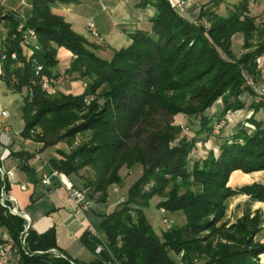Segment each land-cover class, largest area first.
Instances as JSON below:
<instances>
[{
	"label": "trees",
	"instance_id": "1",
	"mask_svg": "<svg viewBox=\"0 0 264 264\" xmlns=\"http://www.w3.org/2000/svg\"><path fill=\"white\" fill-rule=\"evenodd\" d=\"M54 1L35 0L23 24L37 34L32 59L51 75L58 64L57 50L66 49L72 59L64 74L81 81L84 91L80 96L44 93L32 61L22 56L21 34L15 31L18 24L8 18L16 38L7 43L8 58L0 78L15 93L27 90L20 108L24 124L20 135L43 148L65 143L70 151L62 153L63 160L53 163V168L66 176L78 175L88 197L96 202H106L110 186H124L122 170H141L125 199L95 227L100 239L88 231L82 235V245L94 255L88 264H176L170 252L181 255V264L199 260H204L202 264H260L264 245L256 240L258 212L244 214L229 226L217 228L216 224L234 196L264 203L262 185L235 190L227 185L235 171H264L262 123L251 117L247 123L254 127L252 134L241 128L223 141L217 156L209 151L204 159L190 158L198 143L213 136L214 121L244 109L243 94L255 96L246 80L257 86L261 81L256 60L264 55V27L250 15L249 0H240L223 16L215 8L224 0H212L213 9H200L196 24L183 18L169 0H141L139 8L150 6L155 11L150 29L128 33L130 45L113 51L109 61L99 58L94 46L52 14ZM237 34L245 51L239 56L232 47ZM12 52L17 60L10 59ZM217 101L222 110L211 118L206 112ZM251 109L264 110V101ZM177 115L187 119L185 127L175 123ZM183 129L192 137L182 136ZM78 135L86 141L73 147ZM28 156H19L22 163ZM85 169L91 171L89 176L80 174ZM154 197L160 199L157 209L183 216L185 224L156 235L145 216ZM0 224L16 239L24 221L0 216ZM208 230L219 239L214 245L199 238L200 232ZM26 246L28 254H22L19 264H79L62 256L54 229L39 235L29 230ZM98 246L102 250L96 254Z\"/></svg>",
	"mask_w": 264,
	"mask_h": 264
},
{
	"label": "crops",
	"instance_id": "2",
	"mask_svg": "<svg viewBox=\"0 0 264 264\" xmlns=\"http://www.w3.org/2000/svg\"><path fill=\"white\" fill-rule=\"evenodd\" d=\"M34 1L0 0V9L6 14L7 18L5 21L9 23V18L17 24L26 23L31 16ZM169 1L173 5L178 0ZM186 1L185 3H188L189 6L191 4L196 5L197 9L195 10L200 13L198 9L202 5L200 0ZM140 2L141 0H71L69 2L56 0L50 4V10L52 14L62 17L74 32L82 36L90 45L94 46L96 48L94 52L99 58L109 61L113 56V51L124 49L130 45L131 42L127 37L128 33L150 29V21L155 11L150 6H146L143 9L139 8L138 4ZM88 21H92L94 24L99 37L98 40L92 37L87 31L86 23ZM69 56L72 57L71 53L66 49L59 48L57 50L56 58L58 64L52 70L53 75H65L64 71L66 68L62 67V63L67 62ZM258 62L259 68L262 69L264 55L259 58ZM69 79V82L58 86L57 92L72 95V87L77 82L81 84V91H84V84L81 81L74 82L70 77ZM74 89H77V87ZM17 95L20 94L13 92L0 78V111L6 110L11 113V107L16 106L17 101L15 98ZM263 98L257 95L243 94L241 99L245 103L244 109L236 112H228L225 115V119L227 120L226 126L222 128L223 130H221L219 135L210 136L204 143H198L190 154V158H194L195 160L204 159L209 151H212L217 156L223 141L240 130L242 124L247 123V120L251 117L261 122L262 128H264V110L254 111L251 109L252 104L264 101ZM20 108L21 105L18 110L21 118ZM221 110L222 104L219 102L214 104L206 114L211 118H215ZM10 116L12 117L11 114ZM21 123L23 129L24 124L23 122ZM179 124L184 125L185 123L183 121ZM11 129L18 143H24L29 147L31 146V148L37 149L42 157V160H38L28 156L29 158L23 162L25 166L22 168L21 165L23 163L19 156L25 153L20 145L14 144L13 147L15 145L17 146L16 148L12 147L13 155L11 158L14 161L11 162L9 158L3 164L5 170L12 172L13 185L10 187L9 193L14 200L15 206L28 217L29 230L39 235L50 229H54L56 245L62 255L79 264L92 262L94 255L82 245L80 239L86 232L88 226L96 227L102 221L103 217L112 213L116 204L121 201L120 195H113L111 192V188H115L116 190L118 186L112 185L108 188L106 202L100 203L92 200L90 209L82 215L76 216L74 214V202L68 197L56 193L55 189L58 186V182L55 178L50 177L52 170H55L53 163H58L63 160L62 153L69 152L67 145L58 143L53 147L43 148L41 144L22 138L20 135L22 129L18 133L15 132L13 121H11ZM208 143L210 147L207 145ZM44 178H50L49 186L41 183V180ZM67 178L75 188L85 190L87 193L78 175L71 174ZM253 184L264 186V172L244 174L240 171H235L230 175L227 185L235 190ZM20 185H24L26 190L22 191L19 187ZM154 199L150 203L156 208L160 199L153 201ZM255 212H258L260 217V230L256 236V240L264 245L263 202L251 201L245 195L234 196L226 202L225 220L228 224H232L244 214L253 215ZM156 214L158 215L145 216L159 237L166 230L164 228L165 225H162L163 218H169L178 222V224L184 223V218L181 215L160 214L157 208ZM156 219L160 221L155 222ZM3 235H7L4 228ZM177 259L178 262L175 261L176 264H181L180 257H177ZM259 263L264 264V252L259 256ZM10 264H19V262L12 261Z\"/></svg>",
	"mask_w": 264,
	"mask_h": 264
},
{
	"label": "built area",
	"instance_id": "3",
	"mask_svg": "<svg viewBox=\"0 0 264 264\" xmlns=\"http://www.w3.org/2000/svg\"><path fill=\"white\" fill-rule=\"evenodd\" d=\"M175 10L183 12L180 2L173 3ZM180 14V13H179ZM6 14L0 9V75L2 73V63L8 58L6 51L7 43L10 39H15V31L21 34V40H19V47L21 48L22 56L28 61H32V69L34 71L35 78L38 79V83L47 95H53L58 86L63 85L65 82H68L70 79L66 75H49L44 72V68L37 61L32 59L34 46L37 44V34L31 28H26L23 24H18L15 31L11 34L8 23L5 21ZM191 23L196 24V21ZM87 31L95 39H99L98 34L95 30L94 24L92 21L86 23ZM11 60H17V54L15 52L10 53ZM14 81V78H11ZM247 86H249L255 95L259 97H264V92L258 90V86L251 80H246ZM226 119L216 120L213 123L212 133L213 135H218L221 129L225 126ZM244 129L253 128V126L244 123ZM254 130V128H253ZM14 144L21 146L24 153H27L31 157L42 160L40 152L37 149L30 148L24 143H18L13 136L11 129V116L10 113L6 110L0 111V216H15L20 217L23 221V229L20 232L19 236L14 239L8 235H3V228L0 224V264H10L12 261L19 262L22 254H28V249L26 246V237L29 232V219L22 213L14 204V200L11 197L9 190L13 185L12 181V172L5 170L3 164L6 160L12 157L13 151L12 147ZM50 177L55 178L58 182V186L55 191L59 195H64L71 199L74 202V214L80 216L83 213L87 212L90 209L91 201L90 198L82 190L77 189L70 182L66 175L60 173L56 170H52ZM50 178H44L41 180L43 185H50ZM22 191L26 190L24 185L19 186ZM161 214H164V211L160 210ZM166 223V220H163ZM92 236L100 239L95 227L88 226L87 230ZM102 250L101 246H98L95 249V253L98 254ZM53 254H57L55 250L50 251ZM64 256V255H62Z\"/></svg>",
	"mask_w": 264,
	"mask_h": 264
},
{
	"label": "rangeland",
	"instance_id": "4",
	"mask_svg": "<svg viewBox=\"0 0 264 264\" xmlns=\"http://www.w3.org/2000/svg\"><path fill=\"white\" fill-rule=\"evenodd\" d=\"M201 2L200 3H202V5H201V9H210V10H212L213 9V4H212V0H200ZM178 2H180L181 3V8L183 9V12H180L179 11V13H180V15L183 17V18H185L186 20H188L189 22H192V21H199V19H198V15H199V12L197 11L196 12V10L195 9H197V6L196 5H193V4H191L190 6H189V4L188 3H185V2H187L186 0H178ZM238 2H240V0H224V2L222 3V4H220L219 5V7L218 8H215V12L217 13V14H219V15H226L227 14V12H228V10L229 9H231L232 7H233V5H235V4H237ZM185 3V4H184ZM248 5H249V10H250V15L252 16V17H255V19H256V24L258 25V26H260V27H264V0H257V1H254V0H249V3H248ZM200 8H198L199 9V11H200ZM177 11V10H176ZM178 12V11H177ZM8 25V24H7ZM9 26V25H8ZM15 27H17V26H15ZM233 45H232V47H233V52H234V54L236 55V56H239L240 54H242V53H244L245 51H243V50H241V42H242V36L241 35H239V34H237V35H235L234 37H233ZM241 45V46H240ZM249 52L250 51H252V50H248ZM72 55V54H71ZM261 57H263V56H261ZM261 57H259V58H261ZM259 58L256 60V62H257V64L259 63L258 62V60H259ZM72 59V57L71 56H69L68 57V60H67V62H63L62 63V67L63 68H68L69 67V64H70V60ZM259 67V66H258ZM259 70H260V72H261V75H262V77H261V81H260V83L258 84V90L260 91V92H264V64H263V67H262V69H260L259 68ZM70 81V80H69ZM68 81V82H69ZM74 82H77V81H74ZM66 83V82H65ZM64 83V84H65ZM255 83V82H254ZM256 84V83H255ZM77 87V89H74V88H76ZM58 89V88H57ZM26 89L25 88H23V90H22V97L26 94ZM57 92V91H56ZM72 95H74V96H80L81 94H83V91H81V84L79 83V82H77V84L76 85H73V87H72ZM20 95H17L16 96V106L15 107H11V115H12V117H11V121H13V128H14V130H15V132H17L18 133V131L20 130V129H22V121H21V118H20V114H19V106L21 105L22 106V98ZM264 99V98H263ZM221 103V101H217L216 103ZM215 103V104H216ZM175 123L176 124H179V123H182L183 121H184V125H186L187 124V120H186V118L185 117H183V116H180V115H177L175 118ZM181 119H183V120H181ZM186 120V121H185ZM181 121V122H180ZM227 121V120H226ZM78 123H80V121L78 122ZM248 125H251L250 123H247ZM183 125V126H184ZM225 126H226V122H225ZM252 126V125H251ZM185 127V126H184ZM242 128H244V126H242ZM254 128V127H253ZM253 128H246L245 130L248 132V134H252L253 133ZM221 130H223V129H221ZM221 132V131H220ZM183 135H185L187 138H191L192 137V134L190 133V131H187L186 129H183V132H182V136ZM219 135V134H218ZM84 141H86V139L85 138H83L82 136H77L76 138H75V141H74V144H73V147H77V146H79L82 142H84ZM65 144V143H64ZM66 145V144H65ZM209 147H210V145H209V143L207 144ZM15 148L17 147L16 145L14 146ZM13 147V148H14ZM204 147V146H203ZM30 148H31V146H30ZM69 148V147H68ZM69 151H70V148H69ZM10 161L11 162H13L14 161V159L13 158H10ZM241 172V171H240ZM260 172H264V171H260ZM80 174H82V175H84V176H89L90 174H91V171L90 170H88V169H85V170H83V171H81L80 172ZM121 176L125 179V182H124V186L123 187H116V190H115V188H111V192H112V194L113 195H120L121 196V201L122 200H124L125 199V196H126V194H127V190H128V188H129V186H130V184L133 182V181H135L138 177H139V175H140V170L139 169H136L135 171H131V172H129V171H126V170H122L121 171ZM84 193H86L85 192V190H82ZM87 194V193H86ZM87 196H88V194H87ZM155 198V199H154ZM153 199V201H156V199L158 200L159 198L158 197H154ZM91 202H92V200H90ZM151 202V201H150ZM159 210V213L161 214V212H160V210L161 209H158ZM163 210V209H162ZM164 211V210H163ZM164 213H166L165 211H164ZM145 215H158V214H156V208L150 203V206H149V208L148 209H146L145 210ZM170 215V214H169ZM183 217V216H182ZM184 218V217H183ZM163 220H164V218L162 219V225H165L164 226V228L166 229V230H169L170 229V227L171 226H173V225H177V226H183L184 224H185V219H184V223L183 224H178V222H175L174 220H171V219H169V218H165V220H166V223H164L163 222ZM209 221H211L212 220V217H209V219H208ZM158 221H160L159 219H156L155 220V222H158ZM222 224H225V225H227V226H229L230 224H228L227 222H226V220H225V215H224V217H223V219L221 220V221H219L217 224H216V227L217 228H219ZM165 230V231H166ZM199 238H204L205 240H208L210 243L212 242V244L214 245L215 243H217L218 241H219V239L217 238V237H215V236H212V233L208 230V231H204V232H200V234H199ZM169 255L174 259V261H176V262H178V259H177V257H180L181 258V255H175L173 252H170L169 253ZM204 262V260H199V261H197L195 264H202ZM180 263H181V260H180Z\"/></svg>",
	"mask_w": 264,
	"mask_h": 264
}]
</instances>
